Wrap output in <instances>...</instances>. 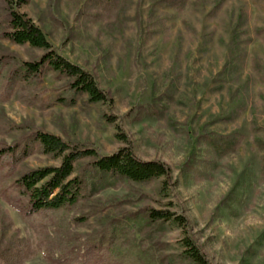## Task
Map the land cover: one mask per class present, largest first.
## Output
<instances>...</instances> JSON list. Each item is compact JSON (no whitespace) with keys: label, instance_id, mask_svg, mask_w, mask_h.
<instances>
[{"label":"rangeland","instance_id":"374dc122","mask_svg":"<svg viewBox=\"0 0 264 264\" xmlns=\"http://www.w3.org/2000/svg\"><path fill=\"white\" fill-rule=\"evenodd\" d=\"M92 1L28 0L20 11L48 33L54 50L93 73L111 101L91 104L83 97L76 105L63 104L59 99L69 94L50 72L37 92L1 105L0 120L42 128L101 155L124 147L117 138L124 134L140 159L168 163L173 179L163 195L158 184L124 182L103 190L102 201L186 216L211 264H264V152L255 142L264 141V80L253 69L257 63L264 70V40L253 38L264 27V6L254 0H186L153 9L154 0H121L120 14L86 18L88 12L104 13L89 11ZM243 11L248 18L242 39L252 41L243 45L242 59L232 62L233 30ZM0 48L21 60L42 54L8 42ZM5 126L0 123V141L21 136ZM202 136L238 139L240 145L222 154ZM27 162L29 168L60 165L44 155ZM1 224L7 238L17 233L28 243L25 264H53L24 216L2 198ZM180 236L177 227L166 229L169 251L180 250Z\"/></svg>","mask_w":264,"mask_h":264},{"label":"trees","instance_id":"16d2710c","mask_svg":"<svg viewBox=\"0 0 264 264\" xmlns=\"http://www.w3.org/2000/svg\"><path fill=\"white\" fill-rule=\"evenodd\" d=\"M185 1L154 0L153 9L175 8ZM254 1L264 6V0ZM26 3L28 0H0V42L29 47L42 54L21 60L0 48V106L12 98L29 96L31 90L37 92L38 82L50 72L56 74L69 94L59 99L63 104L76 105L83 97L91 104L111 101L93 73L54 50L48 33L20 11ZM89 4V11L104 13L88 12L84 14L86 18L115 16L123 9L121 0H93ZM223 4L220 2L217 8ZM247 18L243 11L235 24L230 44L232 62L242 59L243 45L252 41L243 40L245 33L240 31ZM253 38L264 40V27L255 30ZM253 69L264 80L262 67L255 63ZM0 123L7 125L9 134L21 133L12 143L0 141V198L24 216L45 257L53 264H211L192 235L186 216L169 208L131 207L98 197L103 190L124 182L158 184V195L166 194L173 179L168 163L140 159L122 133L117 138L125 146L111 155H101L94 148L70 143L39 127ZM204 138L212 150L222 154L236 151L240 145L238 139ZM255 142L264 152V141ZM35 155L60 160V165L29 168L27 161ZM169 226L181 231L178 252L169 251L170 243L164 241ZM86 227L90 230L79 232ZM6 231V225L1 224L0 264H25L28 243L17 233L7 238Z\"/></svg>","mask_w":264,"mask_h":264}]
</instances>
